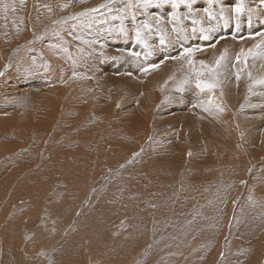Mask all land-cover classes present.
Segmentation results:
<instances>
[{
  "label": "rangeland",
  "instance_id": "1",
  "mask_svg": "<svg viewBox=\"0 0 264 264\" xmlns=\"http://www.w3.org/2000/svg\"><path fill=\"white\" fill-rule=\"evenodd\" d=\"M263 60L264 0H0V264H264Z\"/></svg>",
  "mask_w": 264,
  "mask_h": 264
},
{
  "label": "snow or ice",
  "instance_id": "2",
  "mask_svg": "<svg viewBox=\"0 0 264 264\" xmlns=\"http://www.w3.org/2000/svg\"><path fill=\"white\" fill-rule=\"evenodd\" d=\"M167 2L171 3L174 8H178L180 4H185L189 8V10H191L193 3H195V0H167ZM240 10L241 9L239 7L236 8V11L237 12H239ZM137 35H139V33H137ZM194 51H195V49L185 50V53L184 54L185 55H191L192 52H194ZM223 59H224V56L222 55L220 57V59L217 60V62H216L217 67L220 66V62ZM155 67H158V66L157 65H153L152 66V68H155ZM148 70L149 69H147V68L144 69V71H148ZM197 87L198 88H200V87H208V88H211V87H214V85L208 84V85H203L202 86L200 83H197Z\"/></svg>",
  "mask_w": 264,
  "mask_h": 264
},
{
  "label": "bare ground",
  "instance_id": "3",
  "mask_svg": "<svg viewBox=\"0 0 264 264\" xmlns=\"http://www.w3.org/2000/svg\"><path fill=\"white\" fill-rule=\"evenodd\" d=\"M249 2H250V1H249ZM262 17H263V16H262ZM251 24H252V23H251ZM262 24H263V22H262ZM257 25H258V24H257ZM252 26H253V25H252ZM254 29H255V28H254ZM259 29H260V28H259ZM244 40H245V39H244ZM226 41H227V40H226ZM242 42H243V41H242ZM223 43H225V42H223ZM243 44H244V43H243ZM246 44H247V43H246ZM231 45H234V44L231 43ZM239 45H242V44L239 43ZM244 45H245V44H244ZM222 46H223V45H222ZM228 46H230V45H228ZM218 47H221V46H219V44H218ZM242 47H243V46H242ZM232 48H234V47H232ZM243 48H244V47H243ZM232 50H233V49H232ZM238 52H239V51H238ZM239 57H240V56H239ZM254 60H255V59H254ZM263 61H264V60H263ZM260 63H261V62H260ZM169 64H170V63H169ZM263 64H264V63H263ZM263 64H262V65H263ZM254 66H255V65H254ZM172 67H173V65H172ZM250 67H251V66H250ZM251 71H252V70H251ZM251 71H250V72H251ZM240 81H241V80H240ZM142 84H143V83H142ZM142 84H141V86H142ZM144 85H145V84H144ZM144 85H143L142 87L139 86V90H138V92H139V93L141 92V96H142V94H143L144 97L146 98L145 91H144ZM228 92H229V91H228ZM172 95H173V94H172ZM236 97H237V96H236ZM205 100H206V98H205ZM214 102H215V101H214ZM216 102H217V101H216ZM205 108H206V107H205ZM209 110H210V109H209ZM215 110H216V109H215ZM215 110H214V111H215ZM210 111H211V110H210ZM212 111H213V110H212ZM215 112H216V111H215ZM209 113H210V112H209ZM212 113H214V112H212ZM214 114H215V113H214ZM214 114H212V115H214ZM185 123H186V122H185ZM246 132H247V131H246ZM187 233H188V232H187ZM187 233H186V235H188ZM189 233H190V232H189ZM187 237H188V236H187ZM188 238H189V237H188ZM188 238H187V239H188ZM167 255H168V254H167ZM171 255H172V253L170 254V256H171ZM166 257H167V256H166ZM3 260H4V259H3ZM1 263H3V262H1Z\"/></svg>",
  "mask_w": 264,
  "mask_h": 264
}]
</instances>
